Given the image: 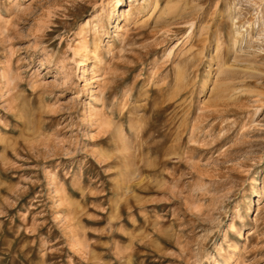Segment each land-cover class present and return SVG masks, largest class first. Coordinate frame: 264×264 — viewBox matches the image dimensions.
I'll return each mask as SVG.
<instances>
[{
    "label": "rangeland",
    "instance_id": "rangeland-1",
    "mask_svg": "<svg viewBox=\"0 0 264 264\" xmlns=\"http://www.w3.org/2000/svg\"><path fill=\"white\" fill-rule=\"evenodd\" d=\"M0 264H264V0H0Z\"/></svg>",
    "mask_w": 264,
    "mask_h": 264
},
{
    "label": "bare ground",
    "instance_id": "bare-ground-1",
    "mask_svg": "<svg viewBox=\"0 0 264 264\" xmlns=\"http://www.w3.org/2000/svg\"><path fill=\"white\" fill-rule=\"evenodd\" d=\"M234 21V20H233ZM236 22V21H235ZM234 23V22H233ZM242 30V29H241ZM240 30V27H238V30H237V34L238 36L242 35V31ZM243 37V36H242ZM244 39V38H243ZM236 41H238L237 39H235ZM78 47V46H77ZM82 62V61H81ZM205 84V82H204Z\"/></svg>",
    "mask_w": 264,
    "mask_h": 264
}]
</instances>
